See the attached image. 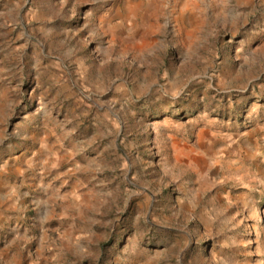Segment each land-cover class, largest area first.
<instances>
[{"label":"rangeland","instance_id":"374dc122","mask_svg":"<svg viewBox=\"0 0 264 264\" xmlns=\"http://www.w3.org/2000/svg\"><path fill=\"white\" fill-rule=\"evenodd\" d=\"M0 264H264V0H0Z\"/></svg>","mask_w":264,"mask_h":264}]
</instances>
